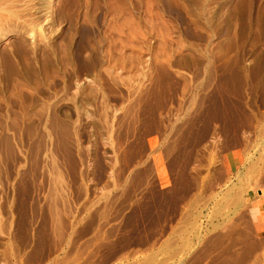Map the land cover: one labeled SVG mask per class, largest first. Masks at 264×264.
I'll list each match as a JSON object with an SVG mask.
<instances>
[{"label": "rangeland", "instance_id": "374dc122", "mask_svg": "<svg viewBox=\"0 0 264 264\" xmlns=\"http://www.w3.org/2000/svg\"><path fill=\"white\" fill-rule=\"evenodd\" d=\"M0 264H264V0H0Z\"/></svg>", "mask_w": 264, "mask_h": 264}, {"label": "bare ground", "instance_id": "6f19581e", "mask_svg": "<svg viewBox=\"0 0 264 264\" xmlns=\"http://www.w3.org/2000/svg\"><path fill=\"white\" fill-rule=\"evenodd\" d=\"M3 4V3H2Z\"/></svg>", "mask_w": 264, "mask_h": 264}]
</instances>
